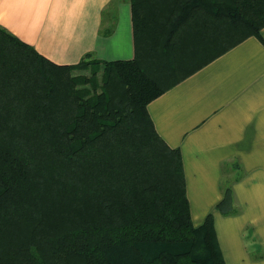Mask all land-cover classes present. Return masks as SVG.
<instances>
[{
    "label": "trees",
    "instance_id": "16d2710c",
    "mask_svg": "<svg viewBox=\"0 0 264 264\" xmlns=\"http://www.w3.org/2000/svg\"><path fill=\"white\" fill-rule=\"evenodd\" d=\"M205 3L250 32L234 43L264 26V0L185 5ZM133 11L128 60L57 64L0 26V264H225L147 110L191 72L158 65L150 41L139 53ZM216 209L233 211L230 187Z\"/></svg>",
    "mask_w": 264,
    "mask_h": 264
},
{
    "label": "crops",
    "instance_id": "0c3cea01",
    "mask_svg": "<svg viewBox=\"0 0 264 264\" xmlns=\"http://www.w3.org/2000/svg\"><path fill=\"white\" fill-rule=\"evenodd\" d=\"M187 1L0 0V26L57 64L86 53L128 60L135 10L139 53L150 41L158 65L178 77L191 72L147 110L158 135L179 150L193 225L212 215L225 264H264V26L234 43L250 32L233 25V12L218 17L217 8ZM226 187L230 213L216 209Z\"/></svg>",
    "mask_w": 264,
    "mask_h": 264
},
{
    "label": "rangeland",
    "instance_id": "374dc122",
    "mask_svg": "<svg viewBox=\"0 0 264 264\" xmlns=\"http://www.w3.org/2000/svg\"><path fill=\"white\" fill-rule=\"evenodd\" d=\"M75 72L76 73L84 72V73L89 74L90 73V69H76Z\"/></svg>",
    "mask_w": 264,
    "mask_h": 264
}]
</instances>
